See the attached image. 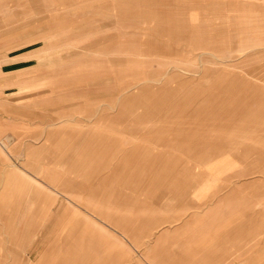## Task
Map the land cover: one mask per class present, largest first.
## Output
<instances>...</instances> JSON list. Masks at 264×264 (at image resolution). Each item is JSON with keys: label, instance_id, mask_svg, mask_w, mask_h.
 <instances>
[{"label": "rangeland", "instance_id": "rangeland-1", "mask_svg": "<svg viewBox=\"0 0 264 264\" xmlns=\"http://www.w3.org/2000/svg\"><path fill=\"white\" fill-rule=\"evenodd\" d=\"M135 149L166 153L146 164L160 173L139 156L125 173ZM31 177L83 187L56 212ZM78 212L102 217L119 264L215 240L264 256V0H0V264H53Z\"/></svg>", "mask_w": 264, "mask_h": 264}, {"label": "crops", "instance_id": "crops-1", "mask_svg": "<svg viewBox=\"0 0 264 264\" xmlns=\"http://www.w3.org/2000/svg\"><path fill=\"white\" fill-rule=\"evenodd\" d=\"M138 1H142V0H138ZM119 116L120 114L117 117L109 118V120L111 119L110 123L118 119ZM126 123L129 124V126L135 125L128 122ZM160 126L161 124L159 125L158 123H153L152 125H150L149 130L153 131L155 130V128L157 129V127L160 129L164 128V126L162 128ZM188 126L190 127V125ZM167 128H170V126H168ZM186 131L188 132L191 130L188 129ZM149 136L155 137L153 136V134H150ZM83 137H85V135H83ZM81 139L82 138H79L77 143H80ZM173 140L174 142H176V145H180V144L183 145L185 141L186 143L190 142V135H188V139L187 138L178 139L177 137H174ZM164 155L167 154L152 153L150 151L143 152L142 150L139 151L136 149L134 150V152L133 151L125 152L122 158L123 171L128 174L132 173L133 172L132 163L135 162L134 159H132V157L139 156L141 158L140 160H138V166L136 168L138 171L141 172L142 170L143 171L145 170V171H156L160 173L159 171L160 168H155L153 166V169H151L147 167L146 164L157 163V161L161 163L162 160L160 159L156 161V157L159 158ZM82 156L85 157L88 162L86 164V169L84 167L76 168V171H79V173L81 170L83 172L85 171L86 173L91 172L92 166L90 163L92 161L89 159L93 157L92 151L90 152L89 150H87L85 154ZM170 161L172 163H178L176 159H171ZM119 164L115 166V169L120 167ZM28 180H29V184L25 188L26 191L25 194L30 196L31 199H33L34 196L43 195L46 193L45 191L50 190L56 196L54 197V206L56 212L61 211L62 207L64 206L70 209V207L72 206L69 207L67 204L69 203L73 204V201L71 199H69L66 195H64L61 191L58 190L60 187L61 188L72 187L76 189L83 187L81 186L82 185L81 183L74 184L65 179H61V181L57 180L55 186L53 187L45 182L44 185H46V187H44L41 190L40 189L37 190V192H33V187H34L33 185H36L35 183H39V182L34 177H31ZM38 186L39 188H41L40 185ZM87 192H89L87 194L88 197L91 196L93 193L92 190H90V187L88 188ZM60 196L62 197V199L59 198ZM82 213L83 212H78L75 213V216L68 217V222H70V224H68V226H66V229H63V231H61V233L59 234V237L56 238L55 247L53 249L54 255L52 257L53 258L52 261H54L53 264H63V260H69L70 264H101V262L102 264H109L108 260L112 256H116L115 258L116 261L114 264H119L122 259L121 252L120 250H118L117 252L116 241L112 240L109 230L106 228V225L103 224L104 223L103 220H101L102 217L98 216L95 217L96 220H90V218H88V216H92L90 212H86L85 214ZM218 245L219 244L216 242V240L214 241V243L209 244V247L208 246L205 247V244L200 242L197 246H191L188 253H183L181 255L182 260L179 258L177 259L178 263H173V264H222L223 260L231 261L230 264H238V261H242V260H252V259L255 260V259L264 258V256L260 257L254 253L244 254L234 251L225 253L218 250ZM187 255H190L188 259L186 257ZM13 259H15L14 256ZM41 259H44V257H40L38 261H36V263L34 264L39 263Z\"/></svg>", "mask_w": 264, "mask_h": 264}]
</instances>
